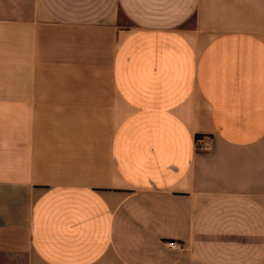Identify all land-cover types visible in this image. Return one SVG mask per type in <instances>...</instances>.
Masks as SVG:
<instances>
[{
  "label": "crops",
  "instance_id": "obj_1",
  "mask_svg": "<svg viewBox=\"0 0 264 264\" xmlns=\"http://www.w3.org/2000/svg\"><path fill=\"white\" fill-rule=\"evenodd\" d=\"M0 264H264V0H0Z\"/></svg>",
  "mask_w": 264,
  "mask_h": 264
},
{
  "label": "built area",
  "instance_id": "obj_2",
  "mask_svg": "<svg viewBox=\"0 0 264 264\" xmlns=\"http://www.w3.org/2000/svg\"><path fill=\"white\" fill-rule=\"evenodd\" d=\"M199 148L201 150H204V151H208V150H211V143L207 140V139H201L199 138ZM169 246L171 248H178L179 247V243L175 242V241H171L169 242Z\"/></svg>",
  "mask_w": 264,
  "mask_h": 264
},
{
  "label": "rangeland",
  "instance_id": "obj_3",
  "mask_svg": "<svg viewBox=\"0 0 264 264\" xmlns=\"http://www.w3.org/2000/svg\"><path fill=\"white\" fill-rule=\"evenodd\" d=\"M119 21L123 24H127L128 23V20L121 14L119 16Z\"/></svg>",
  "mask_w": 264,
  "mask_h": 264
}]
</instances>
